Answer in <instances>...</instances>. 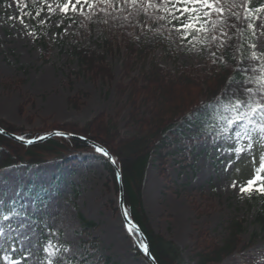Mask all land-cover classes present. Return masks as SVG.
<instances>
[{"label":"rangeland","instance_id":"obj_1","mask_svg":"<svg viewBox=\"0 0 264 264\" xmlns=\"http://www.w3.org/2000/svg\"><path fill=\"white\" fill-rule=\"evenodd\" d=\"M35 1L34 21H29L20 16L25 0H0V120L8 125L39 128L43 133L53 124L83 125L102 113L105 119L116 121L123 134L133 131L126 96L120 98L116 89L126 81L123 51L115 46L107 57L112 80L80 72L72 54L77 44L103 51L101 45L109 29L106 16L111 10L129 17L133 36L166 31L176 46L171 54L162 47L149 51L134 74L145 61L146 68L154 62L172 73L181 69L202 76L209 69L212 42L207 47L196 44L195 50H190L191 45L181 43L163 21L150 19L139 6L114 0L112 5L100 6L105 12L97 9L89 19L79 13L64 15L58 9L48 14L43 0ZM253 1L263 2L253 36L257 52L264 53V0ZM49 2L55 7L63 0ZM40 32L49 43L47 50L38 43ZM185 144L173 142L165 148V172L155 155L149 160L142 198L151 228L173 241L186 263L198 264L197 253L205 248V242L221 243L229 234L227 223L236 217L245 226L241 243L223 262L213 264H264V234L252 242L253 233L259 231L255 210H248L245 195L230 187L232 181L243 184L252 177L264 149L256 145L251 155L244 153L239 159L232 155L229 160L226 149L235 145L234 140L207 136ZM98 155L86 152L73 155L70 162L49 159L0 170V208L14 204L18 210L9 214L8 220L0 219V264H46L49 254L44 248L49 243L59 250L51 257L53 264H103L106 257L118 264H151L125 225L114 180ZM37 188L44 193L33 194ZM79 214L96 225L84 229ZM198 231L203 233V245L197 244Z\"/></svg>","mask_w":264,"mask_h":264},{"label":"trees","instance_id":"obj_2","mask_svg":"<svg viewBox=\"0 0 264 264\" xmlns=\"http://www.w3.org/2000/svg\"><path fill=\"white\" fill-rule=\"evenodd\" d=\"M25 1L24 7L20 10V16L24 20L34 21L37 2L35 0ZM224 6L227 8L230 5L225 4ZM262 6V1L235 0L231 10L236 15L226 14V25L222 29V31H227L228 35L218 42H212L216 55L209 56V69L204 71L202 76H196L191 70L177 69L175 73H172L154 62L146 68V61L141 65V71L134 74L135 67L140 66L139 62L148 56L149 51L162 47L164 52L171 54L176 46H173L171 37L166 31L133 36L130 32L129 17H125L116 10H111L106 16L109 20V29L101 45L103 51L81 44L73 45L72 54L80 66V72L91 73L92 76L102 80L114 78L112 67L107 59L108 55L114 52L115 46L123 51L122 72L123 79L126 81L118 83L116 89L120 98L126 96L125 103L130 109L129 122L133 126V131L123 134L116 121L105 119L100 113L83 125L77 122L53 124V126L46 127L47 130L45 129L43 133L48 134L60 130L87 138L107 149L116 161L115 165L121 171L124 205L128 217L138 224L145 235L149 251L157 264L188 263L183 260L179 247L173 241L165 239L151 228L142 198L149 160L152 155H155V159L159 161V167L161 166L165 172L163 165L166 163L167 153L164 150L173 142L192 143L203 137H213L219 132L222 122L218 123L214 118L207 119L206 117L215 116L213 111L215 99L221 95L228 81L230 79L242 81L245 76L242 69L251 64L260 63L249 59L251 53L257 50L251 47L255 41L253 29L248 25L255 23L257 9L260 10ZM34 27L37 30L40 29L39 25ZM38 37L41 39L38 43L47 50L49 43L41 32ZM220 44L224 46L221 47ZM257 54L261 53L257 52ZM72 103L76 105L75 102ZM204 105H211V107L205 109ZM208 125H215L211 133L203 131ZM0 127L25 139L38 138L43 135L39 128L25 130L8 125L1 120ZM86 152L97 153L90 142L74 137L55 135L43 142L25 145L0 134V170L17 164H40L49 159L60 158L64 162H70L73 155ZM97 158L112 175L119 194L120 186L114 166L102 154H99ZM31 189L28 193H31ZM42 193L44 190L40 188L34 190L35 195ZM245 200L246 208L250 211L255 210L254 221L259 227V231L253 233L252 242H254L257 237L260 238L264 234V194L253 192L250 196L245 195ZM15 211L18 210L14 204L9 205L8 208H0V219ZM79 217L84 229L96 225L94 221L86 219L82 214H79ZM227 224L228 236L221 243L208 244L205 242L203 251L197 253L198 264L221 263L238 249L241 243L240 236L245 231L243 220L240 221L235 217ZM132 235L137 248L143 253L140 247L142 243L140 234L133 229ZM201 237L203 233L198 231L196 240L198 245H203ZM77 262L78 264L85 263L84 261ZM103 264L118 263L106 257Z\"/></svg>","mask_w":264,"mask_h":264},{"label":"snow or ice","instance_id":"obj_3","mask_svg":"<svg viewBox=\"0 0 264 264\" xmlns=\"http://www.w3.org/2000/svg\"><path fill=\"white\" fill-rule=\"evenodd\" d=\"M43 2L48 14L55 13L58 9L64 15H68L70 12L79 13L90 19L92 15L96 14L97 9L100 12L106 11L105 8L100 7L101 5H112L114 0H63V3H57L55 7L49 0H43ZM234 2L235 0H122L125 5L139 6V10L143 11L150 19L163 21L169 33L175 32L181 43L191 45L190 50H195L196 44L207 47L209 43L218 42L222 37H227V31H222V29L226 25V14L236 15L231 10ZM225 4L230 6L226 8ZM85 8L88 10L87 13ZM233 27L235 26L233 25ZM248 27L252 28L255 33L256 25L254 23L249 24ZM64 31L67 29L65 28ZM28 34L31 35V33ZM220 46L224 45L220 44ZM251 47L255 49L256 45L252 44ZM211 54L216 55L214 52ZM249 59L260 63L251 64L242 69L245 73L242 81L230 79L221 95L215 99L213 109L215 116L206 117L207 119L214 118L218 123L222 122L219 132L213 136L214 140L235 141V145L226 149L229 153V160L232 155H235L236 159H239L244 153L251 155L256 145L264 149V53L258 55L256 51H253ZM203 107L208 109L211 105ZM214 127L215 125H208L203 131L211 133ZM55 135L64 137L70 133L56 132ZM19 139L24 140L25 137H19ZM32 142L30 139L27 140L29 144ZM95 150L103 156H110L101 147H97ZM252 159L255 164V156ZM112 163L115 164L116 161L113 159ZM228 169L229 166L226 165L225 171ZM253 171L252 177L243 184L232 181L230 187L238 189L244 195L250 196L253 192L264 194V152H261L259 165ZM3 219L8 220L9 216L4 215ZM0 235H3L2 229H0ZM44 251L49 254L46 264H53L51 257L56 255L59 250L49 243ZM144 251L147 253V246H144Z\"/></svg>","mask_w":264,"mask_h":264},{"label":"water","instance_id":"obj_4","mask_svg":"<svg viewBox=\"0 0 264 264\" xmlns=\"http://www.w3.org/2000/svg\"><path fill=\"white\" fill-rule=\"evenodd\" d=\"M0 130H2V131H0V134H2V135L6 136V137H8V138H10V139H12V140H14V141L20 142V143H22V144L29 145V143H27V140H29V139L21 140V139H19V136H18V135L14 134V133H11V132H9V131H7V130H5V129H3L2 127H0ZM56 132H64V131H58V130H57V131H54V132H52V133H50V134H47V135H45V136H42L43 139H40V138H37V139H30V140L33 141L31 144L38 143V142H43V141H45L46 139L55 136V133H56ZM65 133H67V132H65ZM67 136H69V137H74V138H76V139H80V140H83V141H86V142H90V143H91L92 145H94L96 148H97V147H101V148H103L101 145H99V144H97V143H94V142H92V141H90V140H88L87 138H84V137H82V136H77V135H74V134H70V135H67ZM103 149H105V148H103ZM105 150H106V149H105ZM106 151H107V150H106ZM107 152H108V151H107ZM107 158H108V160L112 163V160H113L112 156L110 155V156L107 157ZM112 164L115 165L114 163H112ZM115 168H116L117 177H118V182H119V186H120L119 207H120V210H121V213H122V216H123V219H124L125 225H126V227L129 228L130 230H131V229H136V230L139 232V234L141 235V238H142L143 247H144V246H147V249H148V243H147V240H146L145 236L143 235L141 229L139 228V226L137 225V223H135L134 221L130 220V219L127 217L126 210H125V206H124V190H123V184H122V175H121L120 170H119L117 167H115ZM145 254H146V257L152 262V264H157V263L153 260V258H152V256H151V253H150L149 249H148L147 253L145 252Z\"/></svg>","mask_w":264,"mask_h":264}]
</instances>
